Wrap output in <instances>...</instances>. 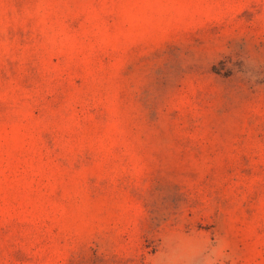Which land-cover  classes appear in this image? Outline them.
<instances>
[{"label":"rangeland","instance_id":"374dc122","mask_svg":"<svg viewBox=\"0 0 264 264\" xmlns=\"http://www.w3.org/2000/svg\"><path fill=\"white\" fill-rule=\"evenodd\" d=\"M0 264H264V0H0Z\"/></svg>","mask_w":264,"mask_h":264}]
</instances>
